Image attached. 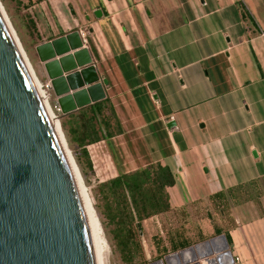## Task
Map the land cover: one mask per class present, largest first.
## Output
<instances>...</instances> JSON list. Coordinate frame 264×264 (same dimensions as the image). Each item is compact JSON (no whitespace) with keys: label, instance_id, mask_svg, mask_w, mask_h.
<instances>
[{"label":"crops","instance_id":"obj_1","mask_svg":"<svg viewBox=\"0 0 264 264\" xmlns=\"http://www.w3.org/2000/svg\"><path fill=\"white\" fill-rule=\"evenodd\" d=\"M34 6L38 41L78 29L106 80L121 131L87 146L94 176L108 173L105 156L111 176L160 162L175 175L167 188L170 211L196 217L204 208L227 207L231 196L215 194L252 181L264 187V0H39ZM38 77L49 81L40 62ZM259 202L228 212L236 264H264V195Z\"/></svg>","mask_w":264,"mask_h":264},{"label":"water","instance_id":"obj_2","mask_svg":"<svg viewBox=\"0 0 264 264\" xmlns=\"http://www.w3.org/2000/svg\"><path fill=\"white\" fill-rule=\"evenodd\" d=\"M6 18L0 6V264H102L55 119ZM35 50L62 114L105 98L78 29Z\"/></svg>","mask_w":264,"mask_h":264},{"label":"rangeland","instance_id":"obj_3","mask_svg":"<svg viewBox=\"0 0 264 264\" xmlns=\"http://www.w3.org/2000/svg\"><path fill=\"white\" fill-rule=\"evenodd\" d=\"M35 4V0H0V5L17 36L36 80L39 83H45L47 80L38 77V62L42 64L43 62L39 60L35 50L36 45L42 43L41 40L38 41L40 38L38 36V19L35 12ZM46 104L50 114L59 123L64 138L65 149L77 167L80 174V181L87 192L91 206L98 219L100 235L104 241L102 264H157L160 260L163 264H203L204 256L206 258H217L221 255L218 253L221 250L220 247L218 248V245L213 244L212 242V240L216 239L219 235L215 233L214 227H222L223 232L220 234H224V231H226L231 224L229 219V216H232L230 214L231 208L238 203L246 202L248 205L254 203L257 206H260L259 200L264 195V187L262 186L258 187L256 195L253 194L252 190L249 194L240 195L236 198H233L232 196L228 197L229 200L227 202V207H212L208 208V211L204 208L200 212L201 217H196V215L192 213H187L185 214L186 216H184L183 212L177 210L152 216L143 221L142 230L137 227L138 233L134 238L140 245V248L136 254L132 255V253L125 250L122 244L123 234H121L116 221L110 218V212L106 200L102 196L99 188L101 183L114 177L111 176V174L115 173V170L110 159L105 156L106 160H104V164L109 167L108 173L99 176H94L93 169L89 170L84 166L83 168L82 165H79V158L77 157L79 150L74 144L68 142L65 131L61 125V122L68 121V118H64L66 116H63L65 114H62L60 110H56V96L53 92H51L50 96L47 98ZM67 126L68 122L65 123V129ZM99 142H102V140ZM102 148L105 149L104 146H102ZM95 159L96 161H99V155ZM221 211L227 215L221 216ZM207 213L210 216L207 215ZM140 232H142V234H140ZM179 235L187 239L188 245L173 250L170 248V237L177 236L178 238ZM206 242L209 244L207 248H204V252L202 251L203 253L195 250L191 255L193 257L189 260H185L181 256L180 253L182 251L197 245H203ZM162 247L167 250L163 252V250H161ZM224 250H229V246L225 247ZM161 251L163 252V256L159 259L154 258L155 255ZM174 254L180 255L177 259H173L171 256ZM230 264H236L235 260Z\"/></svg>","mask_w":264,"mask_h":264},{"label":"trees","instance_id":"obj_4","mask_svg":"<svg viewBox=\"0 0 264 264\" xmlns=\"http://www.w3.org/2000/svg\"><path fill=\"white\" fill-rule=\"evenodd\" d=\"M35 1L37 3L39 0ZM242 17L244 19L249 17L245 10H242ZM63 116H66L64 118H68V121H62L61 125L68 142L74 144L79 150L77 153L79 165L89 170L92 169L86 146L100 140L108 142L109 138L121 131L112 104L105 97ZM66 122L68 126L65 129ZM174 183L175 175L170 168L160 162H154L129 172H118L117 175L99 185L100 192L106 200L110 218L116 221L123 234L122 244L125 250L132 255L136 254L140 248L134 238L138 233L137 222L142 230L144 220L171 210L167 188ZM260 186L259 182L252 181L214 196L222 198L228 195L236 198L249 194L252 190L256 195V190ZM214 231L216 234L223 232L222 227L219 226H215ZM224 235L230 247L232 242L228 232L224 231ZM187 245V239L181 235L178 238L177 236L170 237V248L173 250ZM161 250L165 252L167 249L162 247ZM163 252L155 255L154 258H161Z\"/></svg>","mask_w":264,"mask_h":264},{"label":"bare ground","instance_id":"obj_5","mask_svg":"<svg viewBox=\"0 0 264 264\" xmlns=\"http://www.w3.org/2000/svg\"><path fill=\"white\" fill-rule=\"evenodd\" d=\"M8 23H9V21H8ZM9 25H10L11 29L13 30V28H12V26H11L10 23H9ZM13 33H14V37L17 39V36H16L14 30H13ZM17 41H18V39H17ZM18 45H19V47H20V49L22 51V54H23L26 62L28 63V60L26 58V55H25V53H24V51H23V49H22L19 41H18ZM77 49L78 48H76L74 50H70L68 53H72V52H74ZM28 66L30 67V64L29 63H28ZM30 71H31L34 79L36 80V77L34 76L31 67H30ZM36 83H37V80H36ZM81 88H86V85L82 86ZM81 88H78L76 90H79ZM53 123H54V127H55V129H56V131H57V133H58V135L60 137V140H61V142L63 144V147L65 148L64 138H63V135H62V132H61L59 123H58L57 120H54ZM65 151H66V149H65ZM66 155H67L68 160H69V163L71 165V168H72V171H73L75 180H76V184H77V187H78V190H79V194H80V197H81V200H82V204H83V207H84V211H85L87 223H88V226H89V229H90L92 238L94 240V243H95V246H96L98 255H99L100 260H101V263H102V256H103V252H104L103 251L104 241H103V239H102V237L100 235V225H99L98 219H97V217H96V215L94 213V210H93V208L91 206V203H90L89 197L87 195V192H86L85 188L83 187V185H82V183L80 181V174H79V172L77 170V167L75 166V163L72 161V159H71V157H70V155L68 154L67 151H66ZM212 242H213V244L218 245L217 246L218 248L221 247V246H224V243H223V241H222L221 238H216V239L212 240ZM208 244L209 243L206 242L203 245H197L195 247H192V248H189V249H186V250L182 251L180 254L183 257V259L189 260L190 258L193 257L191 255L195 252V250L198 251V252L203 253L204 252L203 251L204 248H207L208 247ZM218 253H220L221 255L219 257H217V258H208V257L206 258L204 256L202 263L203 264H230L232 262V256L229 253H224L223 251L222 252L219 251ZM180 254H174L171 257L173 259H177ZM157 264H163V263L161 262V263H157Z\"/></svg>","mask_w":264,"mask_h":264},{"label":"built area","instance_id":"obj_6","mask_svg":"<svg viewBox=\"0 0 264 264\" xmlns=\"http://www.w3.org/2000/svg\"><path fill=\"white\" fill-rule=\"evenodd\" d=\"M242 2H245V0H241ZM83 32H81V35L83 36ZM37 86H38V89L42 95V97L45 99V101L47 100V98L50 96L51 92H52V88H51V85H50V82L49 81H46L45 83H39L37 81ZM56 110L59 111L60 109L58 107H56ZM103 141V140H102ZM98 143V142H97ZM233 259L235 260L236 262V258L233 257Z\"/></svg>","mask_w":264,"mask_h":264}]
</instances>
